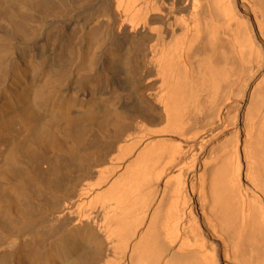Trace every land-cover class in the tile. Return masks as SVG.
<instances>
[{
	"label": "bare ground",
	"instance_id": "1",
	"mask_svg": "<svg viewBox=\"0 0 264 264\" xmlns=\"http://www.w3.org/2000/svg\"><path fill=\"white\" fill-rule=\"evenodd\" d=\"M51 9L0 0V264H264V0H100L39 41Z\"/></svg>",
	"mask_w": 264,
	"mask_h": 264
},
{
	"label": "rangeland",
	"instance_id": "2",
	"mask_svg": "<svg viewBox=\"0 0 264 264\" xmlns=\"http://www.w3.org/2000/svg\"><path fill=\"white\" fill-rule=\"evenodd\" d=\"M99 1L53 0V9L46 11L43 16L41 15L39 22L28 21L27 26L32 30L36 29L34 38H38L39 41L44 38H72L74 41H79L89 27L95 26L91 14L93 7ZM28 14L31 15V13ZM98 38L103 37L100 35ZM73 199L74 196L58 198L56 202L63 207Z\"/></svg>",
	"mask_w": 264,
	"mask_h": 264
}]
</instances>
